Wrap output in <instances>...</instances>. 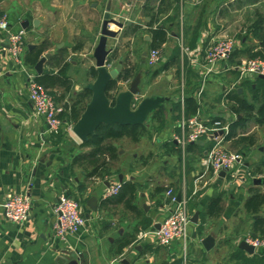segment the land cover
Segmentation results:
<instances>
[{
  "label": "crops",
  "instance_id": "0c3cea01",
  "mask_svg": "<svg viewBox=\"0 0 264 264\" xmlns=\"http://www.w3.org/2000/svg\"><path fill=\"white\" fill-rule=\"evenodd\" d=\"M161 1L135 0L133 3H128L124 0H101L99 4H104L102 23L108 2H111L110 15L113 16L111 19L125 22L122 23L123 30L116 38L107 39V50L111 52L117 50V59L111 62L110 69L118 65L120 58L122 66L124 59L129 58L137 72L139 66L151 69L146 65V59L145 64H142L144 51L140 54L139 63L136 64L132 60L134 57L132 46L141 38L148 47L146 53L151 50L149 49L151 37L146 31L147 23L150 22L147 13L151 9H156ZM199 1L180 2L178 12L179 16L183 15L185 41L193 52L192 59L181 60L177 40L179 26V16H177L175 23L165 26L167 42L161 49L164 61L154 70L161 68L174 53L177 54V66L170 71L159 73V75L167 74L166 78L171 82L168 88H172L176 77L189 75L190 79L192 77L198 84L193 93L185 95L184 86L182 92L185 97L194 96L197 100L195 114L199 112L206 120L231 123L237 117L228 110V95L234 91L237 93V90L241 89L242 96L238 93L237 95L241 99L244 96L249 99L247 89L249 84L254 88L258 80H264L249 77L238 84V73L230 68L241 61L250 60L240 56L234 58L233 63L229 62L230 58L226 62L229 71H221L209 75L206 79L203 78L205 52L209 45L222 39L226 31L221 29V24L215 26L209 18L203 20L202 26L198 28L196 23L199 14L196 19L194 17L195 20L191 18L198 9ZM74 3L76 4L73 5ZM95 6L97 3H90V0H0V16L3 14L8 16L11 32L23 31L25 34V50L20 63H17L7 51V34L0 32L1 264H180L182 255L180 243L175 242L163 248L157 245L153 234L157 230L156 224H159L166 214V191L169 188L174 189L179 195L182 193L183 196L190 198L188 209L191 218L198 213V224L194 225L190 222L188 230L186 253L189 264H237L232 260V255L236 251H242L238 246L245 240L240 241L238 236L244 234L249 237L253 222V217L250 216L249 224L242 227L244 221L241 220L242 216L238 212L241 210L247 216L243 206L249 197L248 190L252 187L246 189L245 176H250L251 168L262 159L264 148H259L258 155L253 156L252 166L244 160L235 167L234 179L216 178L203 166L206 153L212 149L214 142L202 138L191 145L188 151V157L189 155L191 157L190 165L187 166L186 162L183 172L178 148L171 142L172 136L177 132L176 124L181 114L180 95L169 94L168 97H163L169 100L164 102L160 110L163 124L157 132L159 136L157 143L163 141V150L160 149L161 154H159L165 156L162 166H147V164L138 166L136 154L130 156L127 153V158L122 157L128 160L126 165L117 166V161L114 166L109 167L108 175L89 177L91 167L78 160L75 161L78 156L86 154L89 150L81 148L80 141L67 133L64 136V143L53 145L51 136L46 132L44 120L34 115L28 96L27 78L31 74L35 77L37 75L34 68L26 64V59L41 45L46 47L41 57L51 54V58L43 65L42 74L49 71L57 60L63 58L64 62L69 63L68 76L72 80L73 87L69 93H64L62 89L56 90L57 95L62 97L59 103L67 110L76 96L87 90L86 87L94 82L95 77L91 75L90 70L95 69L92 55L100 37L94 33V27L90 24L91 9L93 10ZM231 7L225 6L224 9L229 10ZM168 12L160 16L161 20L159 18V22L154 27L161 25L162 21L165 23ZM25 21L28 22L27 30L21 27ZM34 21L38 22L36 28L33 26ZM133 27L142 28L136 37L130 35V29ZM195 30L198 33L197 41L192 40ZM237 42L240 48V40ZM244 42L247 43L243 40L242 43ZM31 46L34 49L30 50ZM127 48H129L128 52L123 55L122 50ZM127 84L120 83L119 87ZM235 85H237L236 89L226 96L225 93ZM217 88L219 94L216 98L210 97L209 94L207 96L208 90L212 92ZM201 90L202 93L198 98ZM214 100L219 106L224 107L223 113L216 114L207 108V105L213 106ZM175 112H178L176 118H174ZM186 116L192 115L186 114ZM117 142L111 144L117 148ZM224 144L227 143H223L222 147ZM167 148L178 152V162L181 166L172 164V154ZM124 151L122 148L118 149V159ZM242 156L244 158L247 154L243 153ZM183 181L185 190H183ZM127 182L137 186L134 205L139 211V217L127 211L121 202L116 201L118 195L109 198L110 201L102 205L106 189L117 183ZM159 189H163V192L157 193ZM233 190L237 198L230 194L227 201L225 193ZM9 192L29 196L31 211L27 222L17 225L6 219L1 205ZM61 194L80 204L85 226L75 235L59 237L53 233L52 224L55 218L53 208ZM216 196L222 198V212L218 217L209 218L205 214V209ZM92 198L96 199L95 210L88 205V201ZM261 215L264 216V210ZM145 220L150 222L149 225L145 226ZM135 230H138V233L134 243L122 248L119 253L122 242L130 238ZM207 237L213 239V246L209 250H206L202 244ZM242 252L247 257H252L259 253L264 254V247L255 249V254L251 256Z\"/></svg>",
  "mask_w": 264,
  "mask_h": 264
},
{
  "label": "trees",
  "instance_id": "16d2710c",
  "mask_svg": "<svg viewBox=\"0 0 264 264\" xmlns=\"http://www.w3.org/2000/svg\"><path fill=\"white\" fill-rule=\"evenodd\" d=\"M238 3H246L251 0H235ZM180 0H162L156 9H151L147 13V17L150 18V22L147 23V33L151 37L149 49H162L163 45L167 42V31L164 25L155 24L159 22V17L167 13L173 7L175 8V19L179 12ZM179 16V15H178ZM255 20L252 21L246 35L240 39V48L236 49L230 57V63H233L234 58H238L240 53L244 51L248 55V59L261 58L264 59V17L259 14H255ZM178 24V23H177ZM198 28L203 24V15H199L197 19ZM141 27H133L130 29V35L132 37L138 36L141 32ZM248 34V35H247ZM256 41V45L252 48H247L246 42L249 37ZM192 40L197 41V30L193 32ZM245 47V48H244ZM244 48V50H243ZM46 47L41 45L37 50L32 51L26 59V64L31 68H34L39 58L44 53ZM76 50V49H75ZM117 59V50L113 51L110 57V62ZM178 64V56L175 53L164 63V65L155 70L153 75H158L161 71H170ZM53 67L49 71H45L41 76H36V82L43 86L48 93L54 98L55 102L59 103L62 97H59L56 90L62 89L64 93H69L73 87L71 78L68 76L69 63L61 60L55 61ZM91 75L96 77V70L92 68L90 70ZM135 65L132 64L129 58H125L120 74L116 80L111 81L106 89V95L109 100L113 101L114 97L118 93L120 83H128L137 74ZM243 87V85H242ZM249 93V99L244 96L241 99L234 91L227 97L228 110L235 114L237 119L229 124V131L224 137V143H230L233 148H237L241 144L248 141V146H253L255 141L252 137L244 138L239 134H244L247 125L250 121H253L257 126H264V81H257L255 87L249 84L247 87ZM91 92L84 90L78 94L75 100L69 107V110L65 112L61 118L63 121L71 124H75L84 112L85 106L89 101ZM185 113L187 115H194L197 109V100L194 96H184ZM180 105V96H179ZM67 107V106H66ZM154 119L160 125L163 124L162 111L158 110L151 114ZM239 117V118H238ZM145 133V125L141 126H108L101 125L94 135L80 144L81 148H87L89 151L81 156H78L76 160L91 167V171L88 174L89 177H104L110 172V166L118 161V150L111 144V142H117L120 140L128 139L132 143H138ZM66 133L61 132L58 136H52L51 142L53 145H57L61 139H64ZM171 145V144H170ZM173 147V145H171ZM191 145L188 147L190 150ZM264 154V152H262ZM188 163V161H187ZM252 177L264 176V156L253 166L250 170ZM137 186L132 182L122 184L121 191L116 197L117 202H121L124 208L139 217V211L134 205ZM163 192V189L157 190V193ZM249 197L245 200L243 210L244 212L253 217L252 228L249 234V238L253 240L264 241V216L261 215L264 210V190H260L259 187H252L248 190ZM110 200L105 199L102 201V205L108 203ZM222 212V198L216 196L206 206L205 214L209 218L218 217ZM149 221L145 220V226L149 225ZM130 237L126 238L120 245L119 253L122 248L128 247L134 243L138 230ZM232 260L237 264H264V254L259 253L252 257H247L242 251H236L232 255ZM181 262V261H180Z\"/></svg>",
  "mask_w": 264,
  "mask_h": 264
},
{
  "label": "built area",
  "instance_id": "2783aa9c",
  "mask_svg": "<svg viewBox=\"0 0 264 264\" xmlns=\"http://www.w3.org/2000/svg\"><path fill=\"white\" fill-rule=\"evenodd\" d=\"M181 3L184 0L180 1ZM0 32L7 34L8 45L7 51L11 57L20 63V58L25 50L24 32L12 33L8 21V16L3 14L0 16ZM178 46L180 49L181 60H191V50L185 41V28L183 15L179 16V26L177 32ZM238 42L232 38H222L213 42L207 48L204 55V64L202 66L203 78L209 75L226 72L230 69L238 73V84L249 77L264 76V59L259 57L247 61H241L238 65L228 68L226 62L229 60L233 52L238 49ZM164 61L161 49H151L147 53L146 65L154 69ZM111 65L108 66L110 68ZM232 86L225 95L236 89ZM27 89L29 101L32 104L35 116L44 120L46 132L49 136H58L61 132L71 136L74 124L63 121L61 116L68 110L63 104L55 102L54 98L48 91L35 80V75L31 74L27 78ZM202 90L198 93L200 97ZM141 100L138 96L134 98L132 109H136ZM181 114L177 120V132L171 138V142L178 148L180 162L183 172H185L188 147L197 143L202 138H208L214 142L212 149L206 153V159L203 166L206 167L216 178H220V173L225 171L223 178L234 179L236 177L235 167L242 163L239 154L226 151L222 145L224 137L229 131L230 122L222 120H206L199 112L192 116H186L183 92L180 94ZM222 132V135H218ZM183 190H185V182L183 181ZM122 184L117 183L106 189L103 198L109 199L115 197L121 191ZM194 194V193H193ZM177 193L171 188L166 191V214L159 223V228L154 231V236L158 246L167 248L173 243H180L182 255L180 264H188L187 258V238L190 225V213L188 204L190 198L180 194V200L177 201ZM2 211L6 219L13 224H23L27 222L31 211V200L27 194H16L9 192L1 205ZM54 222L52 224L53 233L59 237L77 234L84 226L85 219L81 213L78 201L61 194L54 208ZM248 245L258 249L264 247V241L245 238ZM1 264V260H0Z\"/></svg>",
  "mask_w": 264,
  "mask_h": 264
},
{
  "label": "rangeland",
  "instance_id": "374dc122",
  "mask_svg": "<svg viewBox=\"0 0 264 264\" xmlns=\"http://www.w3.org/2000/svg\"><path fill=\"white\" fill-rule=\"evenodd\" d=\"M128 1V3H133L135 0H124ZM101 0H90V3H97V6L91 9L92 12V20L90 21V24L94 27V33L98 36L100 35V28L102 24L103 14H104V4L101 3ZM225 6L231 7V9L226 10L224 9ZM191 19H196V17L199 15H203V20H207L209 18L210 22H212L215 26H218V24H221L223 30L226 31L224 36L222 38H232L237 41H239L241 38H243L246 35V32H248L249 27L253 20H255V14H259L262 17H264V0H251L250 2L246 3H238L234 0H200L199 6L197 11H195ZM111 13V11H110ZM169 15L165 19V23L160 22L161 25L167 26L169 23H175V8L169 10ZM114 15V14H112ZM178 16V15H177ZM176 16V18H177ZM112 18L113 16L110 15ZM161 20V17H159ZM116 19V18H115ZM194 19V20H195ZM117 20V19H116ZM121 23H125L124 20H119ZM84 25L86 22L83 23ZM220 28V27H219ZM113 31H117L116 27H112ZM248 35V34H247ZM249 37V36H248ZM256 45V41L251 39L250 37L247 38L246 46L247 48H252ZM244 47V48H245ZM134 51V57H132V60L134 62L139 63L140 62V54L141 52H146L148 50V47L146 45V42L139 38L136 43L132 46ZM243 48V50H244ZM129 48L122 50L123 55H125L128 52ZM248 54L244 51L240 53V57H246ZM154 69H148V68H141L139 66L138 73L142 74L141 82L139 85L140 88V94L138 96L139 100H143L146 98H152V97H168L169 94H175L179 96L182 93V88L184 86L185 95H189L190 93H193L195 90V87L198 83H196L195 80L189 75H183L182 77H176V80H173L172 88L169 89L168 86L171 84L166 78L167 74L163 75H153ZM146 74V75H145ZM188 76V79H187ZM187 81V82H186ZM129 87V84L122 85L118 88V92L126 91ZM205 90V89H204ZM219 88H217L215 91H207L210 97H217L219 92ZM204 94L206 95V91H204ZM213 106L207 105V108L212 110V112H215L216 114L223 113L224 107L219 106L217 103H215V100L213 101ZM206 108V107H205ZM207 109V110H208ZM178 112H175V117L177 116ZM145 125V133L143 137L140 139L138 143H132L128 139L120 140L117 142L118 149L122 148L125 150L120 155V158L118 159L117 166L120 165H126L128 163V160L122 159V157L127 158V153L131 156L133 153L136 154L137 157V164L138 166H142L143 164H147V166H162L163 162L165 161V156H161L160 149L163 148V141L159 144L157 143V140L159 138L157 132L159 129H161V126L159 123H157L154 119H152L151 115L148 117L147 121L144 123ZM244 134H239V136H243L244 138L252 137L255 141L253 146H248V141L241 144L237 148H233L230 143L224 144V149L228 152H233L236 154H239L241 158L249 164L250 166L253 165V156H257L259 153V148H264V126H257L253 121H250L247 125L246 130L244 131ZM78 141V139H76ZM61 143L65 142V139H61ZM79 142V141H78ZM117 149V150H118ZM163 150V149H162ZM167 151L172 154V164L174 163V166H181L178 162L179 156L177 151H171L169 148H167ZM63 152V151H62ZM247 154L246 157L243 158L242 154ZM128 155V156H129ZM188 159V165H190L191 157L189 155ZM146 162V163H145ZM247 178V186L246 189L253 187L252 181L254 178H264V176L260 177H252L245 176ZM260 190H264V185L258 186ZM175 192V190L173 189ZM230 194H233L235 198L236 193L235 191H228L225 193V198L227 201H229ZM239 215L242 216L241 220L244 221V224H242V227L247 226L250 222V216L244 215L243 211L239 210ZM239 240H243L245 238H248V236H238ZM229 250V249H228ZM228 253V251H227ZM226 253V254H227ZM189 264V262H188Z\"/></svg>",
  "mask_w": 264,
  "mask_h": 264
},
{
  "label": "water",
  "instance_id": "95a60500",
  "mask_svg": "<svg viewBox=\"0 0 264 264\" xmlns=\"http://www.w3.org/2000/svg\"><path fill=\"white\" fill-rule=\"evenodd\" d=\"M189 3H193L194 0H186ZM74 3L73 5H75ZM111 2L107 3L104 20L102 23L100 37L98 44L93 51V59L95 62L96 77L92 84L86 87L91 92L90 101L86 105L84 112L81 114L78 121L73 125L72 134L80 141V143L86 142L90 136L94 135L96 130L101 125L108 126H141L148 117L155 111L161 110L165 101L168 98L152 97L146 98L140 101L136 109H132L134 98L140 94V82L142 78L141 73H137L136 76L128 82L129 87L126 91L118 92L111 101L106 95V89L108 84L116 80L122 70V59H119L118 65L110 69L111 65L110 57L111 51L107 50V39L116 38L124 25L110 17ZM37 21L33 22V26L36 28ZM131 24H128L130 26ZM28 22L25 21L21 24L23 30H27ZM116 27L117 31H113L111 27ZM34 49L33 46L30 50ZM147 53H142V64H145ZM51 58V54H45L41 57L36 65L34 71L37 76H41L43 72V65L47 60ZM260 80H264V76L258 77ZM237 93L242 96V90L238 89ZM218 135H222L219 132ZM225 171L220 173V177H224ZM252 184L256 187L264 185V178H254ZM180 200V195H177V201ZM96 199L92 198L88 201V205L92 210H95ZM190 222L194 225L198 224V213H195L190 219ZM156 229L159 228V224H156ZM206 250L211 249L213 246L212 237H207L202 242ZM238 248L244 251L248 255L255 254L253 246L248 245L245 241H241Z\"/></svg>",
  "mask_w": 264,
  "mask_h": 264
}]
</instances>
